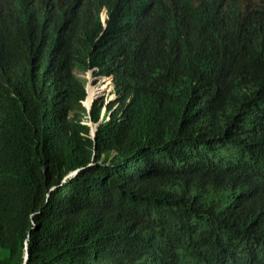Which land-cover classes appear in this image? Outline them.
I'll list each match as a JSON object with an SVG mask.
<instances>
[{
  "label": "trees",
  "instance_id": "16d2710c",
  "mask_svg": "<svg viewBox=\"0 0 264 264\" xmlns=\"http://www.w3.org/2000/svg\"><path fill=\"white\" fill-rule=\"evenodd\" d=\"M0 264H264V0H0Z\"/></svg>",
  "mask_w": 264,
  "mask_h": 264
},
{
  "label": "rangeland",
  "instance_id": "374dc122",
  "mask_svg": "<svg viewBox=\"0 0 264 264\" xmlns=\"http://www.w3.org/2000/svg\"><path fill=\"white\" fill-rule=\"evenodd\" d=\"M90 76V74H86V77L88 78ZM93 81H94V79H91L90 81H88V83H87V86L88 87H93L94 89H91L92 91H91V96H98V94H102V91H103V89L102 88H100L103 84H102V82L100 81V83H98V84H93ZM103 81V80H102ZM100 88V89H99ZM86 101L87 100H85V102H84V104L85 105H87L86 104ZM74 173V172H73Z\"/></svg>",
  "mask_w": 264,
  "mask_h": 264
}]
</instances>
